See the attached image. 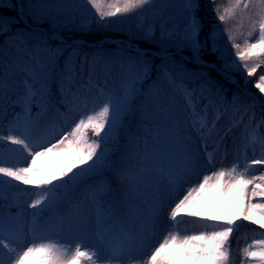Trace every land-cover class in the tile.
I'll return each instance as SVG.
<instances>
[{
  "label": "snow or ice",
  "instance_id": "snow-or-ice-1",
  "mask_svg": "<svg viewBox=\"0 0 264 264\" xmlns=\"http://www.w3.org/2000/svg\"><path fill=\"white\" fill-rule=\"evenodd\" d=\"M176 7L169 0H17L16 15L0 17V133L7 128L0 134V264H234L236 221L264 229V172L249 174L264 166V134L258 132L264 119L252 123L253 110L259 106L264 114V103L254 97L244 107L252 116L240 144L232 139L237 157L245 155L243 169L237 159L185 190L202 168L214 166V152L243 118L221 133L220 116L210 118L207 109L221 113L240 97L234 93L229 101L206 73L183 67L185 49L203 64L211 41L223 78L231 82L232 71L251 77L260 70L254 86L264 97V0H230L223 13L215 8L221 22L237 11L247 16L243 45L228 34L240 64L224 59L216 28L201 41L199 0H183L178 13ZM133 18L158 52L127 45L76 59L80 42L69 43L74 29ZM201 79L202 89H215L202 106L197 101L205 97L185 85ZM168 89L184 99L183 112L165 98ZM257 147L260 157L247 160V150ZM213 190L230 209L239 205V216L216 207ZM183 217L211 221L205 227L212 230L182 234ZM241 254L242 264H264V239Z\"/></svg>",
  "mask_w": 264,
  "mask_h": 264
},
{
  "label": "rangeland",
  "instance_id": "rangeland-1",
  "mask_svg": "<svg viewBox=\"0 0 264 264\" xmlns=\"http://www.w3.org/2000/svg\"><path fill=\"white\" fill-rule=\"evenodd\" d=\"M102 2L106 5L108 3H111V0H102ZM169 2H171L172 4L177 6L175 8V11L177 13L182 11V9L179 6L183 3V0H169ZM229 2H230V0H218L217 1L219 9H220V11H222L221 13H223L224 8L228 7ZM6 3H8V4H6ZM15 3H17V0H2V4L8 5V7L7 8L0 7V17L15 16L16 15L15 11H12V5ZM89 9L93 12V15H95V10L91 9V6H89ZM110 19H116V18H110ZM205 25H207V23H205ZM208 25H209V23H208ZM215 26H217L216 29L219 30V32H220V34L218 35V38H217V42H219L221 40V36L223 38H224V36H228L229 31L232 33L233 36L236 37V40H241L243 42L245 37H247V31H248V27H249L248 22H247V16L244 14H241L239 11H237V14L234 17H230L223 22H221L219 20V24H217ZM113 27H115L114 29H117V27H118V28H120V30L124 28L128 32V34L130 35V37H136L137 38V37L141 36L140 32L133 27H128V26L126 27L122 24L113 25ZM105 37L101 38V41H99V39H97V38H95L93 40H89V41H91V44L85 43L84 41H86V39L81 37V36L78 38H75L76 40H78L80 42V47L78 49L79 55L81 54V55L86 56L87 51L85 49V46L83 47L82 44L89 45V46H92L95 48L97 45V49H95V48L91 49V53H92V55H94L98 52L108 53L110 51V52L114 53L118 49H120L122 47H126L127 45H130L129 43L134 41V40H132L133 38L131 39L124 34H119L116 36L106 35ZM104 39H108L109 41H114V45L113 46H110V45L105 46L104 45L103 47L100 46L101 45L100 43L102 42V40L105 43H109L108 40H104ZM2 40H3V37H0V41H2ZM201 41H203V39ZM136 42H138V41H136ZM111 44H113V43H111ZM139 46L144 50H148V52H150V50H153V52H158V45H153V44L149 43V46H141V45H139ZM69 51H71V50H69ZM184 52H185L184 53L185 57L192 58L190 49H185ZM203 52L201 54V61L204 62L205 60H207V61L209 60L211 62L217 63L216 61L205 58V55ZM231 54H232V56H235V52H231ZM67 55H68V52H65L62 56L63 57L62 60H64V58L67 57ZM192 60L194 62L198 63L194 58H192ZM153 62L156 65H159L161 63V59H160L159 55L154 57ZM198 64H201V63H198ZM212 69H214V68H212ZM214 71L219 73V76H217V77L215 76L216 78L212 77L211 71H208L206 69H201L199 72L206 73V78H210L218 86L222 85L224 90H225V93L227 95V99L229 101H231L234 93L237 94L240 97V103H238L235 106L228 104L226 106V108H227L226 111L223 110L225 106H222L221 107V113L222 114L217 113L215 107H209L207 109V111L210 114V118L215 119L216 115L220 116L221 121L216 127L221 133H223L225 131V129H227L234 122L240 121L241 117L243 118V122L240 123L238 127L233 128V131L231 133L232 136L227 141V144L222 145L220 151L214 152V154H213L214 155V161H215L214 166H206L205 168H202L200 170L199 175L196 177H193L191 180V183L185 186V190L187 189V187L191 186V184H195L198 180H202L204 175H210L211 172L218 170L220 167H225V168L230 167L237 159H239L241 169H243L244 164L246 162L245 155L243 153H242V155L240 154L239 157H237L236 150L232 146V139H233V137L236 138L237 144H240L241 138H242L241 134L244 131V125L249 122V118L252 116V112H248L247 114H245L244 107L247 104L252 103L253 98L255 97L253 94L249 93L248 90L246 89L247 87L254 89L253 79L255 77V74L253 75V78H249L247 76V74L242 75V77H239L237 75L243 83V84L241 83L243 85L242 86L239 83H237V84L233 83V82L224 83L223 81H220L219 79H224L223 76L218 71V68L214 69ZM153 78H155V77H153ZM190 82L186 80L185 85L187 87L196 89V87L193 84H191ZM203 82L205 83L204 80H203ZM166 87H167V85H166ZM212 93L213 94L215 93V89H212ZM255 99H256L258 104L264 103V100H261V102H260L259 98L255 97ZM169 103L174 104L176 106V108L178 110H180L181 112H183V110L186 107L184 99L179 94H177V97L174 100L169 101ZM197 103H199V101H197ZM207 103H208V100H207L206 104ZM61 110L63 111V109H61ZM253 111L255 112V118L252 121V123H253V126H256V125H259V122L262 119H264V114L261 113L259 106H257ZM258 132L260 134H264V125H260V127L258 128ZM214 139L215 138H213V140ZM213 140L209 141V151L213 150V147H214ZM225 146L228 148L227 155L223 154V148ZM260 154L261 153H260L259 147L256 148L255 152H253L251 149H248L247 153H246L247 160L259 158ZM11 162L12 161H10V163ZM261 172H264V166H255L253 169H251L249 171V174L250 175H259ZM20 187H24V186L20 185ZM210 194L215 197V200H216L215 206L218 207L221 211H223L225 215L231 214L233 219H235L236 216H239V214H240L239 205H234L230 209L226 200H225V197L221 191L213 190L210 192ZM12 211H15V209H12ZM183 220H184V222L179 225V230L181 231L182 234L185 232L187 234H196L200 231H205V230L211 231L212 230L211 227H207V228L205 227V225H211L212 224L211 221L197 222L199 220V218H196V217H183ZM240 225H243L244 228L246 227V229H248V231H253V230H255L254 228L261 229V228H259L258 225L251 224V223H249L247 221H243L241 219V220L236 221V225H234V231H235V229H240L242 227ZM259 233L263 234V231H259ZM164 234L165 233H161V235L157 238L156 243H158L163 238ZM252 241L253 240H251V239L244 240L241 238L238 241H235V243H230L234 264H242V261L244 260V258L241 254V250L244 247H247L248 244L252 243Z\"/></svg>",
  "mask_w": 264,
  "mask_h": 264
},
{
  "label": "trees",
  "instance_id": "trees-1",
  "mask_svg": "<svg viewBox=\"0 0 264 264\" xmlns=\"http://www.w3.org/2000/svg\"><path fill=\"white\" fill-rule=\"evenodd\" d=\"M218 1V0H217ZM216 0H199L200 3V10L198 12V16L202 21L203 24V30L201 33V40L202 38H204L214 27L217 28V24H219V19L218 16L216 14L215 8L218 7ZM8 4V3H6ZM5 4H0V7L3 8H7L8 5ZM222 12V11H221ZM205 23H207V25H205ZM209 23V25H208ZM124 26H128V27H133L136 30H138L141 34L140 29H138L136 27V20L133 19H129L127 23L122 24ZM115 27H107V28H96V27H92L86 30H79V29H74L72 31V36H81L83 38H85L86 40H93L95 38L99 39L101 37H103L104 35H111V36H116L119 34H124L129 38H133L132 40H136L138 41L139 45L141 46H149V43H147L143 38H142V34L140 37H130V35L128 34V32L123 28L120 30V28L117 27V29H114ZM156 34L159 35V27H156ZM221 36V35H220ZM236 42L241 43L243 45V42L241 40H236ZM218 46L224 51V59L228 62L231 63L233 60H236L235 56H232L231 52H235V49H233L231 47L232 45V41H230L228 39V36H224V38L221 36V40L219 42H217ZM106 45H110L113 46V44L111 43H104L103 46ZM86 49V56L89 58V60L92 58V54H91V49H93V47L90 46H85ZM97 49V47L95 48ZM113 53V52H111ZM204 55L205 58L216 61L219 65H221V61H218L217 56L218 54H213L211 52V41H209L208 43V47L206 50H204ZM85 56V57H86ZM84 57V58H85ZM63 57H61L62 60ZM84 58H77L80 62L84 61ZM60 60V63H61ZM236 62L238 64H240L241 62H239L238 60H236ZM183 67L189 71V72H199L201 69H206L208 71H211V75L212 77H217L219 76V73H217L216 71H214V69L209 68V67H205L203 64H198L196 62H194L192 59L190 60H185L183 62ZM232 73L238 75L239 77H242V75L246 74L243 71H232ZM97 74L100 75V83H103V75L102 72L100 70V68H97ZM260 74V70L257 71V73L255 74V77L253 79V86L255 85V83L257 82L258 76ZM215 77V78H216ZM219 79V78H218ZM220 81H223L224 83H228V81L226 79H219ZM187 81H191L190 83L193 84L198 93L202 94L205 99H203L201 101V104H204V101L207 99V97L209 95H212L213 93H209L207 91V86H205L204 89L201 88V85H204L205 83L203 82V79L199 80V81H194V80H187ZM167 88V87H166ZM254 90L258 93V95L264 100V97L261 96V94L259 93L258 89L255 88L254 86ZM175 97L174 92L171 89L167 90V94H166V99L167 100H171ZM0 134H7V131L5 129V127L2 129V133ZM241 226V225H240ZM255 230L253 231H248V229H246V227L244 228V226H242L240 229H235V231L232 234V237L230 238V243H235V241H238L239 239H244V240H257V239H264V229H257L254 228ZM259 231H263V234H260Z\"/></svg>",
  "mask_w": 264,
  "mask_h": 264
},
{
  "label": "bare ground",
  "instance_id": "bare-ground-1",
  "mask_svg": "<svg viewBox=\"0 0 264 264\" xmlns=\"http://www.w3.org/2000/svg\"><path fill=\"white\" fill-rule=\"evenodd\" d=\"M235 81H237L238 83H240L238 80L235 79ZM241 84V83H240Z\"/></svg>",
  "mask_w": 264,
  "mask_h": 264
},
{
  "label": "water",
  "instance_id": "water-1",
  "mask_svg": "<svg viewBox=\"0 0 264 264\" xmlns=\"http://www.w3.org/2000/svg\"><path fill=\"white\" fill-rule=\"evenodd\" d=\"M204 63H206V62H204Z\"/></svg>",
  "mask_w": 264,
  "mask_h": 264
}]
</instances>
